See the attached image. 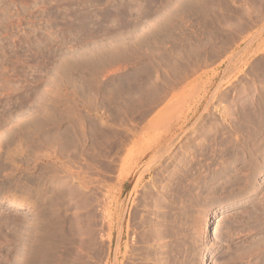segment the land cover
<instances>
[{
    "label": "rangeland",
    "instance_id": "1",
    "mask_svg": "<svg viewBox=\"0 0 264 264\" xmlns=\"http://www.w3.org/2000/svg\"><path fill=\"white\" fill-rule=\"evenodd\" d=\"M0 198V264H264V0H0Z\"/></svg>",
    "mask_w": 264,
    "mask_h": 264
},
{
    "label": "bare ground",
    "instance_id": "2",
    "mask_svg": "<svg viewBox=\"0 0 264 264\" xmlns=\"http://www.w3.org/2000/svg\"><path fill=\"white\" fill-rule=\"evenodd\" d=\"M247 104V103H246ZM250 127V126H249ZM160 152V151H159ZM156 159V158H155ZM223 167V166H222ZM183 176V175H182ZM186 177V176H185ZM181 180V179H180ZM178 183V182H177ZM182 183V182H181ZM183 184V183H182ZM182 188H184V187H182ZM173 190H175V189H173ZM177 190H179V189H177ZM148 192V191H147ZM177 195H175V197H174V200H172V201H169L168 200V202H169V204L166 206L165 205V207H161L162 205V202L163 201H160V199H162V198H164V197H162V196H164V194H162L161 195V197H160V199L159 200H157V203H158V205H157V210L158 211H153V215H155V218H156V220L157 221H154V218L151 216L152 215V212H147L146 214H144L141 218H140V221L139 222H137L138 223V227L137 228H139L140 230H142L143 231V236H149V238L150 239H153V237L154 236H168V237H172V236H180L181 235V233H180V235H178L179 234V231H180V227H182V226H180V215H182L183 216V214H180V215H177L178 213L176 212V207H175V205H176V203L178 202L177 200H179V199H181V198H183V197H185L184 195L186 194L187 195V190H186V188L185 189H181L180 190V192H178L177 191ZM191 193V192H190ZM151 194V193H150ZM152 196V195H151ZM150 196V197H151ZM153 198V197H152ZM156 198H158V197H156ZM165 198H166V200H167V196L165 195ZM143 199V198H142ZM149 199V198H148ZM154 199V198H153ZM177 199V200H176ZM184 199V198H183ZM161 202V204H160V202ZM185 201V200H184ZM180 202V201H179ZM0 203H3V204H6L7 206H9V207H14V208H18V209H21V208H23L24 207V203L22 202V201H20V200H17V199H3V198H0ZM156 203V204H157ZM149 204V203H148ZM152 204H153V202H152ZM183 204V203H182ZM153 205H155V204H153ZM153 205H151V206H153ZM189 205V204H188ZM146 206H147V203H146ZM148 208V207H147ZM154 208H155V206H154ZM153 208V209H154ZM165 209L164 211H160V209ZM187 208V207H186ZM144 209H145V206H144ZM149 210H150V208H148ZM156 209V208H155ZM184 210V209H183ZM182 210V211H183ZM186 210V209H185ZM160 211V212H159ZM181 211V210H180ZM181 211V212H182ZM257 211V210H256ZM146 212V211H145ZM157 212V214H155ZM253 212V211H252ZM186 214V213H185ZM250 214H251V212H250ZM188 215V214H187ZM181 216V217H182ZM186 215H184L182 218H184ZM138 217V216H137ZM225 218V217H224ZM223 218V219H224ZM137 219V218H136ZM222 219V220H223ZM216 218L215 217H211L210 218V221L212 222V224L213 223H215L216 222ZM137 221V220H136ZM135 221V222H136ZM181 223H183L182 221H181ZM142 233V232H141ZM142 236V235H141ZM122 237V236H121ZM138 237V236H137ZM162 239H163V237H161ZM173 238V237H172ZM139 239V238H138ZM166 239H167V237H166ZM176 239V238H175ZM140 240V239H139ZM148 241H150L149 239H147ZM157 239H155L154 241H156ZM164 240V239H163ZM119 242H120V240H118ZM145 241V240H144ZM152 241V240H151ZM143 242V241H142ZM150 243V242H149ZM119 243L117 242V245H118ZM145 244V243H144ZM152 246V245H151ZM158 246V245H157ZM161 247V246H160ZM118 248V247H117ZM146 248V247H145ZM136 249V248H135ZM139 249H140V247H139ZM138 249V250H139ZM170 249V248H169ZM136 251H137V249H136ZM135 250H134V252H136ZM132 252V251H131ZM143 252V251H142ZM163 252V251H162ZM139 253H141V251L139 252ZM170 253V252H169ZM143 254V253H142ZM142 254H140V255H142ZM146 254V253H145ZM144 254V255H145ZM162 254V253H161ZM143 255V256H144ZM117 258V257H116ZM145 258V257H144ZM151 258V257H150ZM162 262V261H161ZM141 263V262H140ZM163 263V262H162Z\"/></svg>",
    "mask_w": 264,
    "mask_h": 264
}]
</instances>
